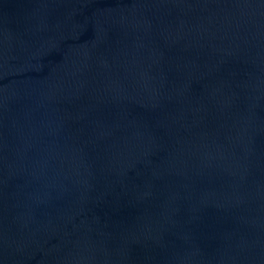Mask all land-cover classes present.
I'll list each match as a JSON object with an SVG mask.
<instances>
[{"label":"water","instance_id":"1","mask_svg":"<svg viewBox=\"0 0 264 264\" xmlns=\"http://www.w3.org/2000/svg\"><path fill=\"white\" fill-rule=\"evenodd\" d=\"M0 264H264V0H0Z\"/></svg>","mask_w":264,"mask_h":264}]
</instances>
